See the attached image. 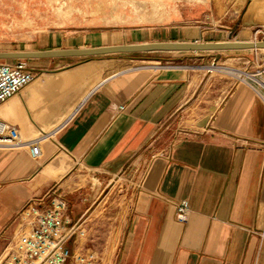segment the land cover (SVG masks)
Segmentation results:
<instances>
[{
	"label": "crops",
	"instance_id": "obj_1",
	"mask_svg": "<svg viewBox=\"0 0 264 264\" xmlns=\"http://www.w3.org/2000/svg\"><path fill=\"white\" fill-rule=\"evenodd\" d=\"M183 2L210 13L207 21L189 20L183 5L169 21L151 11L133 19L145 25L47 33L30 51L225 42L226 29L249 41L264 10L261 0ZM212 22L230 26L217 31ZM202 54L37 65L41 74L0 106V122L23 142L0 147V261L21 212L60 196L68 225L82 233L68 243L75 260L264 264V91L209 76ZM42 135L51 137L33 159L27 143ZM182 200L191 209L185 223L172 204Z\"/></svg>",
	"mask_w": 264,
	"mask_h": 264
},
{
	"label": "rangeland",
	"instance_id": "obj_2",
	"mask_svg": "<svg viewBox=\"0 0 264 264\" xmlns=\"http://www.w3.org/2000/svg\"><path fill=\"white\" fill-rule=\"evenodd\" d=\"M183 1L184 0H114L117 4L122 3L125 9L122 10V8H120L121 11L105 14L104 11L97 12V9L101 6L100 0H0V52L30 51L32 50V44L37 41L38 37H43L51 32H75L83 30L111 31L125 26L145 25L133 22L139 14L145 12H164V17L161 15L158 20L169 21L172 14L170 15L168 12L182 10L181 7L183 5H189ZM217 1H228L230 3L231 0ZM243 1L244 0H239L240 5ZM261 1L264 3V0ZM185 10L188 13L187 16H190L188 17L189 20L192 21H207V19L204 18L206 14H210L204 13L201 15L199 14L200 10L196 8L188 7L185 8ZM223 11L225 12L226 9H223ZM121 18H125V21L119 22ZM256 19H258L259 22L257 27L252 31V37L249 38V41L261 42L264 41L263 9L260 10L259 16L256 15ZM153 20L158 21L157 19ZM214 23L215 22H212L209 26L214 29L216 28L217 31L220 29L225 30L226 26H230L228 23ZM225 31L228 32L226 35L232 37V41H236L233 39L237 32L235 29H226ZM202 55H205L208 61V75L216 79L240 81L243 78H247L244 74H251L264 81V49L257 50V52L256 50H248L246 52H215ZM110 57L118 59L125 57V55ZM25 61L31 68L35 69L37 77L41 74V72L38 71L40 66L37 65H50L42 66L41 68L44 70L54 69L53 64H49L53 63L51 60ZM70 61L72 60H66L65 63H69ZM239 73L242 74L239 76ZM253 83L264 91L261 85L256 82ZM81 259V257H78L77 260L80 262ZM101 260L102 259H98L95 263L90 264H110L109 256L105 257L103 261Z\"/></svg>",
	"mask_w": 264,
	"mask_h": 264
},
{
	"label": "built area",
	"instance_id": "obj_3",
	"mask_svg": "<svg viewBox=\"0 0 264 264\" xmlns=\"http://www.w3.org/2000/svg\"><path fill=\"white\" fill-rule=\"evenodd\" d=\"M35 69L25 60L0 61V106L23 91L36 78ZM253 87L248 81L242 80ZM49 135L27 143L33 159L41 155L40 143ZM18 130L0 122V147L22 145ZM175 217L180 223L188 221L191 209L187 200L172 203ZM67 203L60 196L50 201L47 207L31 205L20 214L21 227L5 249L1 264H86L73 258L68 246L70 239L82 234L76 225L69 226L65 218Z\"/></svg>",
	"mask_w": 264,
	"mask_h": 264
},
{
	"label": "water",
	"instance_id": "obj_4",
	"mask_svg": "<svg viewBox=\"0 0 264 264\" xmlns=\"http://www.w3.org/2000/svg\"><path fill=\"white\" fill-rule=\"evenodd\" d=\"M264 49V41H225L192 43H146L139 45L104 46L84 49L0 52V61L4 60H49L64 58H95L115 55H133L154 52L169 53H215Z\"/></svg>",
	"mask_w": 264,
	"mask_h": 264
},
{
	"label": "bare ground",
	"instance_id": "obj_5",
	"mask_svg": "<svg viewBox=\"0 0 264 264\" xmlns=\"http://www.w3.org/2000/svg\"><path fill=\"white\" fill-rule=\"evenodd\" d=\"M100 8L97 9V12L104 11L105 14H110L111 12H118L121 11L120 8L125 9L122 3H115L114 0H100ZM34 5V4H33ZM62 7V6H61ZM67 7V6H66ZM4 8V7H3ZM58 10V9H57ZM73 10V9H72ZM71 10V11H72ZM60 12V10H59ZM64 12V11H63ZM81 12V11H80ZM83 13V12H82ZM5 39V38H4ZM222 70V69H221ZM238 72V71H237ZM242 74V73H239ZM245 77L252 79L256 83L260 84L264 87V82L257 78L255 75L251 74H244Z\"/></svg>",
	"mask_w": 264,
	"mask_h": 264
}]
</instances>
